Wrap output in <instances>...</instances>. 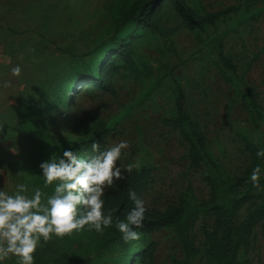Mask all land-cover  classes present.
<instances>
[{
  "label": "rangeland",
  "instance_id": "1",
  "mask_svg": "<svg viewBox=\"0 0 264 264\" xmlns=\"http://www.w3.org/2000/svg\"><path fill=\"white\" fill-rule=\"evenodd\" d=\"M113 1L0 0V188L11 194L17 183H27L45 197L52 195L39 165L63 144L92 137L103 123L106 133L84 142L78 154L93 155V142L103 150L123 139L130 147L118 164L123 169L138 160L141 165L106 188L104 200L133 176L145 215L165 213L180 199L200 205L211 198V189L202 164H191L192 150L176 124V88L183 90L187 109L223 171L230 178L247 175L253 151L245 139L264 148V0H246L252 16L242 10V0H183L193 12L214 16L201 43L181 25L170 0H159L163 35L134 26L110 46L106 8ZM104 43L109 52L95 66V48ZM218 44L234 61L239 84L228 82L221 69ZM121 45L129 58L118 52ZM16 65L22 69L19 77L11 74ZM246 89L260 107L254 117L244 104ZM258 164L264 168V158ZM245 190L259 193L253 186ZM132 206L129 200L127 210ZM246 210L237 212L238 221ZM213 220L209 213L191 220L188 239L199 253L187 264H207L204 234ZM86 234L69 236L78 242ZM116 250L111 249L109 264H171L184 258L167 227L130 241L124 254ZM143 251L146 258L139 262ZM237 263L264 264L259 223L252 225ZM6 264H16L15 258Z\"/></svg>",
  "mask_w": 264,
  "mask_h": 264
},
{
  "label": "trees",
  "instance_id": "2",
  "mask_svg": "<svg viewBox=\"0 0 264 264\" xmlns=\"http://www.w3.org/2000/svg\"><path fill=\"white\" fill-rule=\"evenodd\" d=\"M159 0H114L107 8L109 17L110 35L107 44L115 46L118 40L123 36L124 31L134 26H141L154 34L163 35L164 29L157 18L159 9ZM242 10L252 16L250 6L246 0H242ZM172 8L181 21V25L193 34L198 42H202L201 36L206 33L205 25L214 22V16L203 11V14H197L187 7L183 0H170ZM107 46L98 44L95 48V57L93 65H97V60L109 52L105 49ZM108 48V47H107ZM221 69L226 73V78L231 84L240 83L237 68L230 55L223 52L221 44L216 46ZM124 59L129 58L128 53L123 46L118 51ZM102 85H104L102 81ZM174 108L176 113V124L180 130L181 136L188 142L192 153L190 155L193 166L204 168L205 179L210 185L211 198L203 203L194 204L185 199H180L178 206L168 210L165 213H151L145 215L143 225L136 229L140 236H146L151 231L159 228H172L179 240L184 258L182 260L172 259L171 264H187L198 253L189 239L188 230L191 227V220L201 214H211L214 218L213 226L204 234V254L207 264H238V253L244 245L251 227L254 223H259L264 243V177L261 179L262 188L256 196H251L247 189L252 184L249 180L251 171L259 159L256 156L258 148L249 140L245 139L246 146L253 151L251 170L245 176L230 178L224 171L220 162L209 152L206 147L204 135L200 132L199 126L192 119L185 102L184 92L179 87L176 88L174 97ZM244 104L252 117L259 114L260 107L253 98L252 93L246 89ZM107 128L103 123H98L91 136L88 139L78 140L74 143H65L60 149L55 150V155L62 157L63 150L72 146L74 151H78L84 142H90L93 139L106 133ZM43 137V133L41 134ZM200 166V167H201ZM135 178L132 176L128 182L121 186L116 193L105 200V208L113 210L114 218L128 211L129 202L128 192L133 190ZM245 190V191H242ZM242 191V192H241ZM246 207V214L242 221H238L237 212ZM86 240H72L69 235L63 237L65 243H61L56 237H53L47 243H42L34 253L35 264H109L108 258L111 249H117V253L124 254L129 245L121 239V234L110 227L105 229L104 233L98 234L94 230H88L86 227ZM69 236V237H68ZM153 244H148L147 248ZM145 251L139 255V262L145 259Z\"/></svg>",
  "mask_w": 264,
  "mask_h": 264
},
{
  "label": "clouds",
  "instance_id": "3",
  "mask_svg": "<svg viewBox=\"0 0 264 264\" xmlns=\"http://www.w3.org/2000/svg\"><path fill=\"white\" fill-rule=\"evenodd\" d=\"M21 67L11 68V74L19 77ZM130 147L127 140H119L103 150L92 143L93 155L81 156L72 146L63 155H51L39 167L44 186H53V194L45 197L40 188H30L27 183H17L9 192L0 188V264L15 258L16 264H35L34 253L42 243L53 237L63 238L74 231L94 230L103 234L105 229L115 227L121 239L127 243L140 238L136 230L142 227L147 208L145 201L134 190L128 199L133 206L124 218L113 216L112 209L105 208V189L112 188L124 178L125 172L140 168V161L121 168L118 161L124 150ZM264 158V148L256 152ZM264 168L253 167L249 180L254 188H262Z\"/></svg>",
  "mask_w": 264,
  "mask_h": 264
}]
</instances>
